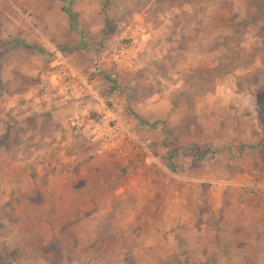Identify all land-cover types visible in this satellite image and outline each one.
Wrapping results in <instances>:
<instances>
[{"label":"rangeland","instance_id":"374dc122","mask_svg":"<svg viewBox=\"0 0 264 264\" xmlns=\"http://www.w3.org/2000/svg\"><path fill=\"white\" fill-rule=\"evenodd\" d=\"M55 51L147 164L43 99ZM0 264H264V0H0Z\"/></svg>","mask_w":264,"mask_h":264},{"label":"built area","instance_id":"2783aa9c","mask_svg":"<svg viewBox=\"0 0 264 264\" xmlns=\"http://www.w3.org/2000/svg\"><path fill=\"white\" fill-rule=\"evenodd\" d=\"M54 54L61 69L54 74L51 83L45 86L43 99L59 97L67 101L91 103L89 120L81 119L82 122H74L72 126L81 134L87 133L91 140L107 144L114 156L125 152L128 155L133 147L139 159L147 164L153 158L152 152L132 127L122 120L115 108L109 105L98 83L75 69L62 52L55 51Z\"/></svg>","mask_w":264,"mask_h":264},{"label":"crops","instance_id":"0c3cea01","mask_svg":"<svg viewBox=\"0 0 264 264\" xmlns=\"http://www.w3.org/2000/svg\"><path fill=\"white\" fill-rule=\"evenodd\" d=\"M113 97H117V96H113ZM17 100V99H16ZM19 100V99H18ZM15 103H16V101H15ZM55 103H57V102H55ZM120 104V103H119ZM19 108V107H18ZM77 113V112H76ZM44 160V159H43ZM45 161V160H44ZM61 162H68V161H65V158H64V160H62ZM47 163V162H46ZM48 164H50L49 165V169L48 170H46L45 168H44V166L41 164V163H38V162H35V169H36V172L39 174V175H42V174H47V173H51L53 170V168H55V164L54 165H52L51 166V162H49V163H47L45 166H46V168H48ZM59 167L61 168V166L59 165ZM61 169H59V171H60ZM66 174V173H65ZM50 175V174H49Z\"/></svg>","mask_w":264,"mask_h":264},{"label":"trees","instance_id":"16d2710c","mask_svg":"<svg viewBox=\"0 0 264 264\" xmlns=\"http://www.w3.org/2000/svg\"><path fill=\"white\" fill-rule=\"evenodd\" d=\"M68 15H69L71 18H73V15H72V13H71L70 11H68ZM107 23L110 24L108 20H107Z\"/></svg>","mask_w":264,"mask_h":264}]
</instances>
